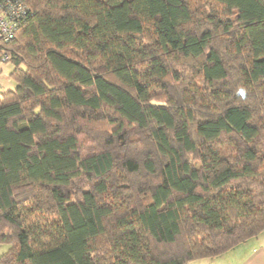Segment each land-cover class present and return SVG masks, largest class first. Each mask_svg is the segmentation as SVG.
<instances>
[{"label":"trees","instance_id":"trees-1","mask_svg":"<svg viewBox=\"0 0 264 264\" xmlns=\"http://www.w3.org/2000/svg\"><path fill=\"white\" fill-rule=\"evenodd\" d=\"M20 1L0 264H186L264 232V0Z\"/></svg>","mask_w":264,"mask_h":264},{"label":"crops","instance_id":"crops-1","mask_svg":"<svg viewBox=\"0 0 264 264\" xmlns=\"http://www.w3.org/2000/svg\"><path fill=\"white\" fill-rule=\"evenodd\" d=\"M243 243L216 256L190 260L188 264H264V240H259L258 237L247 251L244 250L246 252L242 251L244 253H241L239 250L243 248ZM235 252L239 254L236 253V255L232 257L231 254H235ZM228 256L231 257V259H229Z\"/></svg>","mask_w":264,"mask_h":264},{"label":"built area","instance_id":"built-area-1","mask_svg":"<svg viewBox=\"0 0 264 264\" xmlns=\"http://www.w3.org/2000/svg\"><path fill=\"white\" fill-rule=\"evenodd\" d=\"M26 7L20 0H3L0 2V41L12 38L20 19L25 15ZM4 58L7 53L1 52Z\"/></svg>","mask_w":264,"mask_h":264},{"label":"rangeland","instance_id":"rangeland-1","mask_svg":"<svg viewBox=\"0 0 264 264\" xmlns=\"http://www.w3.org/2000/svg\"><path fill=\"white\" fill-rule=\"evenodd\" d=\"M0 54H2L0 52ZM12 71V64L10 63L8 58H4L3 55H0V92H4L6 90L9 89H13L16 86V83L10 78V72ZM259 240H264V232L260 233V235L258 236ZM257 238H251L249 239L247 242L242 244V249L239 250V252L244 253L248 250V248H250L253 243L256 241ZM241 247V246H240ZM8 249V245L5 243H0V254L4 253L6 250ZM246 250V251H244ZM244 251V252H242ZM235 254H231L232 257ZM239 254V253H238ZM230 255V256H231ZM229 257V256H228ZM229 259H231V257H229ZM189 261L186 262V264H188Z\"/></svg>","mask_w":264,"mask_h":264}]
</instances>
